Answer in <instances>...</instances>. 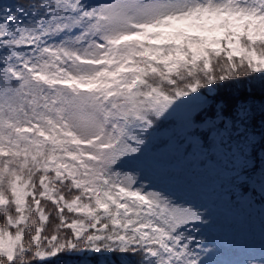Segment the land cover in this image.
I'll return each instance as SVG.
<instances>
[{"label":"snow or ice","instance_id":"snow-or-ice-1","mask_svg":"<svg viewBox=\"0 0 264 264\" xmlns=\"http://www.w3.org/2000/svg\"><path fill=\"white\" fill-rule=\"evenodd\" d=\"M0 218V264H264V0H0Z\"/></svg>","mask_w":264,"mask_h":264},{"label":"trees","instance_id":"trees-1","mask_svg":"<svg viewBox=\"0 0 264 264\" xmlns=\"http://www.w3.org/2000/svg\"><path fill=\"white\" fill-rule=\"evenodd\" d=\"M223 93L219 94V96L217 97V99L229 100V99L232 98V97H230V95L227 96L226 95L227 94L226 92L224 94ZM245 94L246 93H244L243 91H241V95H245ZM2 222H3L2 221V218H0V223H2ZM80 259H82V258L81 257L80 258L79 257H72L69 254L61 253V254H58L56 257H53L49 261L34 260L33 261V264H76V262L79 261Z\"/></svg>","mask_w":264,"mask_h":264},{"label":"rangeland","instance_id":"rangeland-1","mask_svg":"<svg viewBox=\"0 0 264 264\" xmlns=\"http://www.w3.org/2000/svg\"><path fill=\"white\" fill-rule=\"evenodd\" d=\"M236 88V86L235 85H228V86H226V87H224V88H222L221 90H220V94L221 93H227L226 95L228 96V95H230V97H232V95H233V93L235 92V91H237L235 88ZM223 93V94H224ZM72 257H79V256H76V255H71ZM53 258V257H52ZM52 258H48V259H46V260H44V261H49V260H51ZM80 258V257H79Z\"/></svg>","mask_w":264,"mask_h":264}]
</instances>
